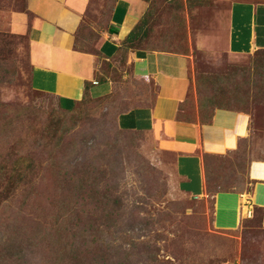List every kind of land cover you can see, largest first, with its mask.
Segmentation results:
<instances>
[{
    "label": "rangeland",
    "instance_id": "rangeland-1",
    "mask_svg": "<svg viewBox=\"0 0 264 264\" xmlns=\"http://www.w3.org/2000/svg\"><path fill=\"white\" fill-rule=\"evenodd\" d=\"M139 1V23L107 68L114 92L96 85L65 111L31 83L28 37L7 28L27 0H0V264H264L260 211L241 216L236 230L215 225L216 196L249 193V165L264 159V50L235 55L225 47V0ZM104 14L99 7L98 26ZM85 29L83 47L93 51ZM210 39L207 50L201 40ZM131 52L193 57L185 118L207 122L216 110L252 117L237 150L206 158L201 198L180 190L175 158L158 137L118 124L143 92L148 104L156 95L153 83L133 78Z\"/></svg>",
    "mask_w": 264,
    "mask_h": 264
},
{
    "label": "crops",
    "instance_id": "crops-1",
    "mask_svg": "<svg viewBox=\"0 0 264 264\" xmlns=\"http://www.w3.org/2000/svg\"><path fill=\"white\" fill-rule=\"evenodd\" d=\"M225 1L230 5L225 47L235 55L264 50V0ZM99 7L105 13L100 26L94 21ZM243 7L248 14L236 17L235 9ZM143 10L139 0H27L25 11L10 13L7 28L12 34L28 37L31 83L69 111L85 97H92L96 85L106 83L107 95L114 92L117 83L107 68L110 63L116 66ZM85 25L93 30V51L83 47L85 35H90ZM201 45L213 49L215 41L201 40ZM192 58L168 52L129 53L126 64L131 65L133 78L153 83L156 95L148 104L143 92L137 97H142V104L121 113L118 124L125 131L158 137L161 147L175 158L180 190L201 198L206 190V158L237 150L251 133L252 117L247 112L216 110L209 122L183 120L181 113L195 90ZM249 178V193L222 192L216 196L215 225L219 229L239 228L246 201L254 209L253 218L260 211L264 229V159L249 165Z\"/></svg>",
    "mask_w": 264,
    "mask_h": 264
},
{
    "label": "built area",
    "instance_id": "built-area-1",
    "mask_svg": "<svg viewBox=\"0 0 264 264\" xmlns=\"http://www.w3.org/2000/svg\"><path fill=\"white\" fill-rule=\"evenodd\" d=\"M244 206H245V218L246 219H251L253 218V215H254V210H253V207L251 205V203L249 201H246L244 203Z\"/></svg>",
    "mask_w": 264,
    "mask_h": 264
},
{
    "label": "trees",
    "instance_id": "trees-1",
    "mask_svg": "<svg viewBox=\"0 0 264 264\" xmlns=\"http://www.w3.org/2000/svg\"><path fill=\"white\" fill-rule=\"evenodd\" d=\"M185 107V106H184ZM183 120H186V121H193V120H189L188 118H185L183 115H182V113H181V116H180ZM212 118V117H211ZM211 120V119H210ZM209 120V121H210ZM209 121H207V122H209ZM208 158V157H207ZM220 193V192H219Z\"/></svg>",
    "mask_w": 264,
    "mask_h": 264
}]
</instances>
